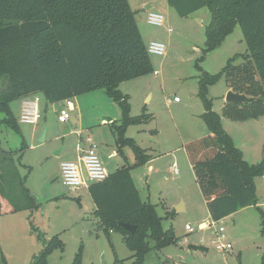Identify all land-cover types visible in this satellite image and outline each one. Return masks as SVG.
<instances>
[{
    "label": "rangeland",
    "instance_id": "rangeland-1",
    "mask_svg": "<svg viewBox=\"0 0 264 264\" xmlns=\"http://www.w3.org/2000/svg\"><path fill=\"white\" fill-rule=\"evenodd\" d=\"M129 4L136 13L145 44L158 41L167 48L165 57L151 55L154 73L119 86L128 98L132 117L152 116L141 125L130 126L126 132L128 138L153 157L151 163L133 168L131 175L142 199L157 206L164 228H173L178 239L175 245L152 251L146 257V264H261L264 177L255 181L260 210L250 207L226 218L223 226L232 249L217 251L211 244L212 228L208 225L205 230L200 229L201 224H210L209 213L183 149L187 142L209 135L202 118L199 79L204 73L217 75L228 60L246 54L240 26L237 24L219 46L205 54L206 31L211 21L207 8L182 18L167 0H129ZM150 12L162 14L166 27L150 26L147 23ZM242 62V58L236 60L237 65ZM227 93L223 77L208 88L213 111L221 117ZM39 97L41 119L36 126L20 122V100L12 104L20 132L0 125L2 148L17 152L12 158L21 175L27 176L26 187L40 206L34 215L31 211H22L0 217V264H3L2 258L8 264H33L45 241L55 236L64 243L65 250L53 252L48 258L49 264H72L81 249L83 264H132L133 252L127 248L123 236L112 233L111 239L107 238L94 216L95 206L89 190L71 191L64 187L60 166L73 160L72 154L80 143L87 149L97 146L107 174L125 165L133 166L136 157L132 149L123 147L120 153L116 145L115 132L122 120L120 106L104 90L88 93L76 98L77 109L62 124L55 105L49 104L43 95ZM104 118L113 121L104 122ZM221 123L247 162L257 164L263 159L264 116L246 122L222 117ZM31 146L38 149L29 150ZM173 163L180 171L178 176L171 172ZM25 165L29 167L25 169ZM182 204L187 209L178 213L176 208ZM168 212L175 214L171 218ZM188 225L194 229L193 233L186 230ZM202 246L205 249L198 248Z\"/></svg>",
    "mask_w": 264,
    "mask_h": 264
},
{
    "label": "trees",
    "instance_id": "trees-1",
    "mask_svg": "<svg viewBox=\"0 0 264 264\" xmlns=\"http://www.w3.org/2000/svg\"><path fill=\"white\" fill-rule=\"evenodd\" d=\"M167 1L182 18L204 8L210 11L205 54L219 46L237 24L242 30L246 54L228 60L217 75L204 73L199 79L202 118L209 135L187 142L184 149L211 220H224L248 207L260 210L255 181L264 177V157L257 164L247 162L221 121L224 117L246 122L264 116V0ZM239 58L243 62L237 65ZM152 73L151 55L129 0H0V125L19 133L12 104L36 95L59 105L104 90L120 106L116 144L120 153L123 147L131 148L136 163L92 184L89 194L103 233L109 239L112 233L123 236L133 252L132 264H146L152 251L178 241L173 228H164L157 206L143 201L131 175L133 168L152 158L126 132L152 116L132 117L128 98L119 86ZM222 77L229 91L254 100L225 104L221 117L213 111L208 88ZM16 153L5 151L0 142V217L22 211L34 215L40 208L26 187L27 176L21 175L12 158ZM174 214L168 212V217ZM122 224L137 229L132 234ZM58 250L64 252L65 245L55 236L45 241L33 264H49V256ZM2 262L8 264L5 258ZM72 264H83L82 249Z\"/></svg>",
    "mask_w": 264,
    "mask_h": 264
},
{
    "label": "built area",
    "instance_id": "built-area-1",
    "mask_svg": "<svg viewBox=\"0 0 264 264\" xmlns=\"http://www.w3.org/2000/svg\"><path fill=\"white\" fill-rule=\"evenodd\" d=\"M147 23L154 27H166L165 17L155 12H150L148 14ZM167 31L172 33L171 28H167ZM148 53L158 57H165L167 55V48L163 43L154 41L148 45ZM40 102L41 99L38 95L22 100V113L20 117V122L22 124L36 126L39 123L41 119ZM175 102H178V99H176ZM72 109V100H67L58 107L60 123L64 124L69 121ZM171 172L176 176L179 175L177 164L171 166ZM107 177L108 174L104 169L96 145H92L83 151L80 163L63 162L61 164L62 183L64 187L71 191H78L82 188H87L89 190L92 184L103 182ZM89 182L92 184L90 185ZM224 222L225 219L217 222L210 220V224L200 226L201 230H205L208 225L212 228L211 244L220 252L232 249V245L227 242L225 236ZM186 230L189 233L194 232V229L189 225L186 226Z\"/></svg>",
    "mask_w": 264,
    "mask_h": 264
},
{
    "label": "crops",
    "instance_id": "crops-1",
    "mask_svg": "<svg viewBox=\"0 0 264 264\" xmlns=\"http://www.w3.org/2000/svg\"><path fill=\"white\" fill-rule=\"evenodd\" d=\"M228 92H229V90H228ZM20 102H21V104H20V106H18L19 108H20V110H22V100H20ZM76 103H77V105H76ZM78 100L77 99H75V102H73L72 101V112H74L76 109H77V107H78ZM177 103V102H176ZM56 106V105H55ZM13 107V106H12ZM59 107V106H58ZM12 110H13V108H12ZM55 110H56V108H55ZM57 110H58V108H57ZM202 113H204V109H203V111H202ZM16 118H18L17 116H15ZM18 120V122H19V119H17ZM112 121H113V119H112ZM20 123V122H19ZM65 124V123H64ZM36 132H34V134H35ZM33 134V135H34ZM33 137V136H32ZM31 137V138H32ZM88 141H90V138L88 139ZM30 142H32V140H30ZM41 142H44V140H42ZM117 145V144H116ZM89 148V147H88ZM36 149H38V148H36ZM35 149V147L34 146H31V147H29V150H33V151H35L36 150ZM87 149V147L85 146V145H83V143H80V144H78L77 146H76V151H75V154H72V158H73V160H71V161H66V162H76V163H80V158H81V156H82V154H83V151H85ZM183 149H184V145H183ZM184 151H185V149H184ZM62 154V151H60L58 154H57V156H58V158L60 157V155ZM185 154H186V152H185ZM43 156H45V155H43ZM186 157H187V154H186ZM152 159H153V157H151ZM152 159H151V161H149L147 164H149V163H151L152 162ZM187 159H188V157H187ZM173 164H176V163H173ZM172 164V165H173ZM60 166H61V164H60ZM29 166H27V165H25V169H27ZM178 167V166H177ZM170 169H171V167H170ZM31 170H32V168H31ZM179 170V169H178ZM179 174H180V171H179ZM135 182V181H134ZM27 183V182H26ZM135 185H136V183H135ZM136 187H137V185H136ZM138 188V187H137ZM139 190V189H138ZM140 192V191H139ZM140 195H141V193H140ZM142 198V197H141ZM144 201V200H143ZM205 201V200H204ZM259 204V203H258ZM205 205H206V202H205ZM183 206V208H184V211H186V209H187V205H185V204H183L182 205ZM165 208V207H164ZM206 208H207V206H206ZM248 208H250V207H248ZM166 209V208H165ZM245 209H247V208H245ZM235 215V214H234ZM233 216V215H232ZM232 216H230V217H228V218H232ZM208 217H209V221L211 220V218H210V215L208 214ZM227 218V219H228ZM226 220V219H225ZM207 225V223H203V224H201V226H206ZM211 236H212V233H211ZM212 238V237H211ZM202 248L203 249H205L203 246H202Z\"/></svg>",
    "mask_w": 264,
    "mask_h": 264
},
{
    "label": "water",
    "instance_id": "water-1",
    "mask_svg": "<svg viewBox=\"0 0 264 264\" xmlns=\"http://www.w3.org/2000/svg\"><path fill=\"white\" fill-rule=\"evenodd\" d=\"M253 100L254 99L248 98L245 95L238 94V93H235L233 91H229L227 93V96H226V104L241 105V104H244V103L252 102ZM55 108L57 110L58 105H56ZM103 121L104 122H111L112 119L111 118H104ZM182 205L176 208V210H177L178 213L184 212V208H183ZM122 227L125 230L129 231L130 233H132V234L135 233V231L137 229L136 227L131 226L129 224H122Z\"/></svg>",
    "mask_w": 264,
    "mask_h": 264
}]
</instances>
